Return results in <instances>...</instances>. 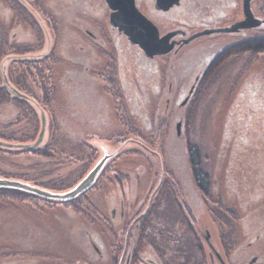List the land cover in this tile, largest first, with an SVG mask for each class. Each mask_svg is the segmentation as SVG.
<instances>
[{
	"label": "rangeland",
	"instance_id": "rangeland-1",
	"mask_svg": "<svg viewBox=\"0 0 264 264\" xmlns=\"http://www.w3.org/2000/svg\"><path fill=\"white\" fill-rule=\"evenodd\" d=\"M21 1L24 4L0 0V69L5 65L12 86L16 76H22L27 86L39 83L32 91L47 98L48 126L39 144L44 150L25 156L0 152V172H27L49 188L66 189L95 166L103 147L117 153L108 162L117 158L114 168L129 173L130 181L129 188L124 185V195L114 197L112 191L117 187L106 191L108 183L101 178L102 191H91L87 201L68 207L0 198V264H81L82 258L89 259L88 264H111L110 260L102 263L89 250L88 254L82 236L97 231L96 246L102 253L111 251L115 232L99 220V211L107 215L106 206L121 199L140 204L139 212L143 211V196L156 187L162 163L182 181L184 204L192 211H184L185 231L191 221L205 250L201 264H211L209 249L201 240L204 229L209 230L224 264H246L240 248L256 234V228L264 231V53L231 51L211 70L209 66L231 45L264 38V25L201 36L177 52L149 59L126 37L112 31L104 0ZM242 2L180 0V5L158 13L152 10L153 0H135L160 35L182 30L187 36L242 21ZM250 8L255 18L264 20V0H251ZM196 76L200 78L192 95L180 106ZM1 92L0 140L18 144L13 137L34 134L36 128H19L29 117L28 105L20 106ZM176 118L183 123L179 137L174 136ZM81 134L90 136L92 151L77 143ZM48 140L51 145L45 149ZM188 144L200 152L201 168L211 178L212 198L196 193L190 185ZM180 201L179 197L169 205ZM239 221H250L249 234ZM232 225L244 235L235 246ZM220 229L224 233L221 240ZM184 238L189 240L186 245H193L191 236L185 233ZM184 258L181 264L199 261L195 252ZM212 264L220 262L216 258Z\"/></svg>",
	"mask_w": 264,
	"mask_h": 264
},
{
	"label": "flooded vegetation",
	"instance_id": "flooded-vegetation-1",
	"mask_svg": "<svg viewBox=\"0 0 264 264\" xmlns=\"http://www.w3.org/2000/svg\"><path fill=\"white\" fill-rule=\"evenodd\" d=\"M154 5H155V0H153L152 10L158 13H165L159 10H155ZM111 28H112V31H116L118 35L124 36L123 34L119 33L116 28H113V27ZM241 30H246V29H241ZM241 30H239L237 33L241 32ZM87 32L90 33L89 35L91 38H94L93 33H91L89 30H87ZM190 36L177 35L173 37L171 41L181 42L182 40ZM183 46H184L183 44L175 45L172 51L177 52ZM114 47L117 51L118 48L116 47V45H114ZM20 63H23V62H20ZM22 78H23L22 76L20 77L16 76L14 80L16 85H13V86L23 97H18L19 101L18 100H12V101H15L20 106L26 103L28 105L26 113L29 114V117H26V121H24L23 123L24 125L23 126L21 125V127L19 128L24 131L27 129V127L31 129L37 128V131H39L38 128H40L39 122L41 121V112L44 113V116L46 118V126H48L47 125L48 123L47 114H49V111L45 107L48 101L46 97L41 98L36 95L37 92L32 91V89L35 88L36 85H38L39 83L37 84L36 82L32 86H27L25 82H22ZM199 78L200 76L195 77L194 82L188 89L187 94L184 96L182 102L185 100L186 97H187V100L190 98L193 91L191 92L190 96H188L189 92L192 88L193 90L195 89V86L198 83ZM5 89L7 90L6 87ZM170 89L171 88L169 87V90ZM6 90L0 89V91H3L1 92L3 95L8 96L10 94L11 96L12 94L7 90L9 92L8 93ZM0 99L2 100V98ZM182 102L180 103V106L182 105ZM168 104H169V100H167V108H165V112H167V114L169 113L168 110L171 109V108H168ZM36 112L38 113V117H39L38 122L36 118V114H37ZM19 113L23 114L22 111H20ZM160 121L161 123H165L166 117H162ZM173 122H174V136L179 137L181 135V129H182V124H183L182 119L176 118ZM53 129L54 127H52V130ZM171 129L173 130V126L171 127ZM24 133L26 132H23V134ZM22 137H24V135ZM92 137H97V136L94 135ZM90 140L91 138L90 136H88V134H84V135L81 134L80 136L79 135L77 136V143L85 145V148H88L92 151L91 147H93V143H90L91 142ZM139 144L143 148L145 147L141 143ZM186 151H187L186 158H187L188 169H189V172H188L189 182H190L191 187L193 188L194 186L196 193H199V194L201 193L203 195H206L212 198L213 193L211 189L212 182H210L211 178L207 175V180L206 179L204 181L200 180V174L195 173V170H194L195 168L192 165V162L190 160L188 147ZM27 154H32V151L29 149L27 150V152L22 153L23 156ZM160 158L162 160L161 156ZM197 159H198L199 166H201L200 157L197 156ZM116 160L117 158L114 159L112 162L106 163V165L104 166L102 170V174L100 178L98 177L97 179L98 181H96L93 184L94 186L92 185L82 196H80V198H78V201L80 200L87 201L88 198H86V195L87 193L91 191H94L96 189H98L99 191H102V188H100V184H99L101 178H105L106 182L108 183L107 184L108 187L105 188L106 191H109L113 187H117V188H113V191H112V195L114 197L117 196L118 193L121 195H124L125 186L129 188L130 175L126 171H121L119 169L114 168L113 164L115 163ZM159 167H160L159 168L160 175L156 183V187L147 189L145 191V195L143 196L144 198L143 200L145 202V207L143 211L139 212L140 204H131L130 202L124 203L123 199L117 201V203L113 205H111V203L108 204L106 206L107 211L109 212L107 215H103V213L99 211L98 213L99 220L102 219L108 225V227L110 228L109 231L115 232L114 234L115 236L113 237L115 239L114 241H112V244L110 245L111 251L110 250L109 252L104 251V253L100 251L99 247L96 246L93 240V238L100 239V237L98 236L97 231L94 230L92 232H86V236L84 237L82 236L83 240L84 238L86 239V242L82 241L83 244H86V247H85L86 252L87 250H89L92 253H95V257H98L100 261H103L102 263H105L107 260H110L111 264H181L182 262H180V260H182L185 255L187 256V254H189L190 252H195L199 259V261H197V258H196V261H197L196 264L204 263V257H202V253L205 250L195 235V232L197 231L194 230V227L192 228L191 221H189L188 231L187 230L185 231V228L187 227L185 226L186 221L184 219V216H185L184 211H190V212L192 211L190 210L189 205L184 204L182 181L179 180L178 177L175 176L172 171H169L164 166L163 163ZM110 174L112 177L111 176L107 177ZM18 177L23 182L24 181L31 182L33 184L37 183V184H40L41 186L48 187L46 183L39 181L37 175H32L26 172V173L18 174ZM179 197L181 198L180 203H176L175 205H169V202L171 203L172 201H174L175 203L176 201H178ZM136 198H139V197L136 196ZM26 199L30 201H42V200L35 199L32 197L22 198V200H26ZM78 201L74 203L68 202V203H59V204H55V203L53 204V203L45 202V201H42V202L49 203L51 206L59 205L62 207L63 206L68 207V206L74 205ZM112 201L113 199H111V202ZM90 202H92V200H90ZM173 207L176 208V211L173 210ZM174 215L181 216V217L179 218L177 217L176 219ZM191 216H192V221H193L195 217L192 214ZM239 222L242 223L243 230L246 229V231L244 232L246 234H249L248 232L249 224L247 225V223H249L250 221H246V222L243 221L244 224L242 221H239ZM93 223L95 224V221H93ZM259 223H262V222L259 221ZM225 224L229 225V223H226V222ZM225 224H224V227H225ZM263 225L264 223L262 224V226ZM222 228H223V225H222ZM259 228H256V234L251 235L247 239L246 244L242 248H240L241 249L240 252L244 254L245 259L247 260L246 264H264V231H260ZM84 232L85 230H82V234ZM208 232H209L208 229H204V235L201 240L204 242V244L209 249V259L212 264L214 259L216 258L218 259L219 256L217 253H219V251L217 250L216 246L213 247L211 243L212 240L211 238H209ZM185 233L192 237L190 239H193L194 241V243L192 242L193 245L192 244L186 245V242L189 240L184 238ZM219 234H220L219 237L221 240V238L224 236L223 229L219 230ZM239 236H241V238L242 237L244 238L243 232L240 233L236 231L235 229H233V225H232V235H231L232 240L231 238H228V237L226 238L228 240H231V242L234 241L233 245L235 246L237 242L238 243L240 242L238 239ZM101 245H103L102 242L98 243V246H101ZM89 251L87 252L88 254H89ZM169 258H173V260H169ZM49 260L50 262H52L51 261L52 258H50ZM88 260L89 259L87 258L86 260L85 258L84 259L82 258L80 262L81 264H88Z\"/></svg>",
	"mask_w": 264,
	"mask_h": 264
},
{
	"label": "water",
	"instance_id": "water-1",
	"mask_svg": "<svg viewBox=\"0 0 264 264\" xmlns=\"http://www.w3.org/2000/svg\"><path fill=\"white\" fill-rule=\"evenodd\" d=\"M18 1L23 3L21 0ZM250 1L251 0H243L242 2V11L244 16L242 21L226 28L206 29L191 35L181 42H176L171 41L172 38L177 35L184 36L186 35V32L182 30H175L161 36L158 27L136 7L135 0H104L106 6L110 10L109 25L113 28H116L119 33L123 34L127 38L130 45L137 46L143 52V55L149 59L156 56L167 55L173 50L175 45L187 44L201 36H209L214 33H235L241 29H254L264 25V20L254 17L250 8ZM179 4L180 0H155L154 8L155 10L167 12ZM0 76L3 85L12 95L15 97H23L8 81L5 65L1 66ZM192 89L190 90L188 96H190ZM186 100L187 97L182 102V105L186 102ZM45 127L46 118L44 113L41 112L40 128L37 137L33 142L25 144H12L0 141V147L5 149H35L39 146L44 138ZM101 151L102 156L99 158L95 166H93L91 170L88 171L85 176L80 179L73 187L67 190L55 192L36 187L32 184L22 181L3 178H0V188L24 191L38 198L57 203H66L72 201L85 193L96 182L98 175L103 170L106 163L117 155L116 152L109 153L103 147L101 148ZM218 260L220 264H224L219 257Z\"/></svg>",
	"mask_w": 264,
	"mask_h": 264
},
{
	"label": "trees",
	"instance_id": "trees-1",
	"mask_svg": "<svg viewBox=\"0 0 264 264\" xmlns=\"http://www.w3.org/2000/svg\"><path fill=\"white\" fill-rule=\"evenodd\" d=\"M231 51H234V52H236V51L237 52H249V53H252V54L264 53V38H262V39H250V40H248L246 42H241V43H237V44L231 45L230 47L226 48L224 50V52L219 53L218 56H216L213 59V61H211V63H210L211 67L209 66L210 70H211V68L215 67V63H217L219 61V58L222 57V55L227 54V53H229ZM0 89L6 90L4 85H3V83H2L1 76H0ZM10 98L12 100H18L19 101L18 97H15V96L11 95ZM41 111H43V110H41ZM36 118H37V122H38V120H39L38 113L36 114ZM32 130H34V129H32ZM37 132L38 131H37V128H36L35 133L33 132L34 134L26 133L24 135V137H20V138H14L13 137L12 138V137L7 136V138H10V139L12 138L13 140L18 139V144H25V143H28V142H33L34 141V136L37 134ZM51 136L52 135H50V137ZM2 138H3V136H2ZM50 145H51V141L48 140V142L46 143V148L45 149H47ZM39 147H40V145L37 148L32 149L31 150L32 153L36 154V153L41 152V150H44L43 148L40 149ZM0 152L1 153H9L11 155H16V154H22L24 152H27V150L26 149H5L3 147H0ZM188 152H189V157H190V160L192 162V165L195 168L194 169L195 173H199L200 174V180L201 181H204L205 179L207 180L206 172L198 164L197 156H199V157H201V156H200V152L197 149V147L195 145L188 144ZM0 178L22 181V180L19 179L18 175H6V174H3L1 172H0ZM25 183H29L30 184L31 182H25ZM31 184L33 186L40 187V188H43V189H47V190H50V191H55V192H60V191H64V190H67V189L71 188V187H69V188L66 187V189H64L62 186L61 187H51V188H49V187L41 186L40 184H37V183H34V184L31 183ZM82 195H80V196H82ZM80 196L78 198H80ZM5 197L6 198H11V199H14V200H22V198L32 197V198L39 199V200H42V201H45V202H50V203H53V204L54 203L55 204H59L57 202L48 201V200H44V199L38 198V197L33 196L31 194H28V193H26L24 191H19V190H14V189H7V188H0V198H5ZM78 198H76V199H74L72 201H69V202H73L74 203V202L78 201ZM66 203H68V202H66Z\"/></svg>",
	"mask_w": 264,
	"mask_h": 264
}]
</instances>
